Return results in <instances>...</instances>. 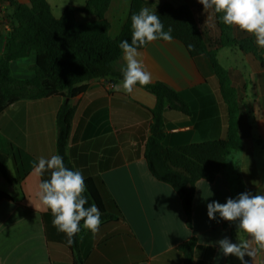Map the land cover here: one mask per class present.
<instances>
[{
  "label": "crops",
  "instance_id": "1",
  "mask_svg": "<svg viewBox=\"0 0 264 264\" xmlns=\"http://www.w3.org/2000/svg\"><path fill=\"white\" fill-rule=\"evenodd\" d=\"M46 1L55 17L61 16L66 6L81 8L86 2ZM152 1L188 4L199 25L211 34L215 32L210 10L199 8L197 0ZM130 2L110 1L104 15L112 38L120 33ZM150 6L153 12L155 4L143 8ZM75 19L87 22L94 16L76 11ZM2 22L0 14V36L10 30V23L7 27ZM137 52V59L151 73V83H167L187 106L183 113L165 105L161 127L164 146L227 138L228 104L205 54L192 57L174 38L154 40ZM216 58L237 94L242 145L228 156L226 167L213 181H196L190 222L178 194L154 178L146 165L144 153L153 125L155 96L138 84L131 94L117 91L122 89V79L106 76L89 80L85 89L70 99L73 114L65 153L73 169L92 179L104 208L115 215L113 220L102 221L95 234L83 228L77 252L67 243V236L53 227L51 211L39 199V184L48 174L33 172L41 156L56 154L55 116L62 99L23 98L6 106L0 112V153L7 157L6 174L0 172V264H240L236 257L218 252L216 241L223 237L232 242L247 241L255 255H246L245 260L264 264V249L250 234L230 227L229 221L209 220L206 215L208 202L223 203L232 196L231 179L236 172L245 191L264 192V69L231 47L219 48ZM34 60L35 52L31 51L10 61L12 76L32 78ZM119 64H126L123 52ZM192 238L194 247L185 260L178 246Z\"/></svg>",
  "mask_w": 264,
  "mask_h": 264
},
{
  "label": "trees",
  "instance_id": "2",
  "mask_svg": "<svg viewBox=\"0 0 264 264\" xmlns=\"http://www.w3.org/2000/svg\"><path fill=\"white\" fill-rule=\"evenodd\" d=\"M9 7L10 30L0 36V112L11 103L23 98L59 96L62 101L55 116L56 154L64 158L66 167L72 168L65 153L69 135L73 106L70 99L82 92L91 79L114 76L122 79L119 60L122 50L118 47L121 40L131 37V17L145 4H155L153 12L160 18L167 31L181 41L192 57L205 54L219 77L220 90L228 104L227 138L194 142L181 146H164L162 139V112L165 105L177 107L187 112L179 93L167 83L156 81L141 86L155 96V106L151 110L153 125L145 146V161L150 174L157 180L168 184L178 194L187 221L190 222L195 183L203 179L213 181L227 164L228 156L241 149V138L237 116L239 102L235 89L230 85L225 69L219 64L216 53L221 47H231L255 60L264 69L263 49L257 47L255 37L247 32H236L235 26L224 25L214 9L211 24L215 32L199 25L193 9L188 4L175 6L170 2L152 0H131L127 18L120 33L112 38L109 35L110 23L105 18L111 0H86L83 7L66 6L59 17H55L46 0H6ZM202 5H199L201 8ZM93 15L94 19L78 22L75 12ZM160 40V39H159ZM141 48V47H138ZM35 52L32 65L34 76L19 79L12 76L10 61ZM139 85V84H138ZM67 99V100H66ZM7 157L0 153V172L5 175ZM89 203H95L101 212V221L113 220L115 215L106 211L100 192L92 179L86 178ZM232 196L245 191L243 181L236 172L231 179ZM9 197L5 193H1ZM87 207V205H86ZM83 224V221H81ZM237 228L233 222H227ZM73 237L70 244L77 252L79 237ZM192 238L178 246L185 260L193 250Z\"/></svg>",
  "mask_w": 264,
  "mask_h": 264
},
{
  "label": "clouds",
  "instance_id": "3",
  "mask_svg": "<svg viewBox=\"0 0 264 264\" xmlns=\"http://www.w3.org/2000/svg\"><path fill=\"white\" fill-rule=\"evenodd\" d=\"M197 3L203 9H214L224 25L252 34L257 47L264 49V0H197ZM171 32V27L164 30L160 18L148 8H141L132 15L130 41L124 39L118 44L126 64L121 67L122 89L117 91L131 94L137 84L145 86L151 83V73L143 61L137 59V49L158 39L171 41ZM33 172L38 176L48 174V178L39 184L38 196L51 211L53 227L67 236L69 245L81 228L93 234L99 231L101 212L95 203H89L86 177L80 170L66 167L64 158L53 154L41 156L33 165ZM206 215L209 220L233 222L237 228L250 234L259 248L264 249V192L257 194L246 190L226 197L223 203L212 200L206 204ZM216 244L219 253L224 257H236L240 264H249L245 256L255 255L247 241L232 242L223 237Z\"/></svg>",
  "mask_w": 264,
  "mask_h": 264
},
{
  "label": "rangeland",
  "instance_id": "4",
  "mask_svg": "<svg viewBox=\"0 0 264 264\" xmlns=\"http://www.w3.org/2000/svg\"><path fill=\"white\" fill-rule=\"evenodd\" d=\"M125 0H122V3L124 2ZM8 7V4H7V1L6 0H0V14H1V16H2V18H3V22H5V24H7V27L9 26V23H10V21H9V9L7 8ZM153 7L152 6H150L148 9L149 10H151ZM2 22V23H3ZM0 29H1V27H0ZM235 31L236 32H238V31H240L238 28H236L235 29ZM8 32H9V30L7 31V33H6V30L4 31V35H5V33H6V35L8 34ZM3 35V36H4ZM5 35V36H6ZM210 35H211V33H210ZM3 36H1V37H3ZM4 36V37H5ZM3 37V38H4Z\"/></svg>",
  "mask_w": 264,
  "mask_h": 264
},
{
  "label": "water",
  "instance_id": "5",
  "mask_svg": "<svg viewBox=\"0 0 264 264\" xmlns=\"http://www.w3.org/2000/svg\"><path fill=\"white\" fill-rule=\"evenodd\" d=\"M67 100V99H66Z\"/></svg>",
  "mask_w": 264,
  "mask_h": 264
}]
</instances>
